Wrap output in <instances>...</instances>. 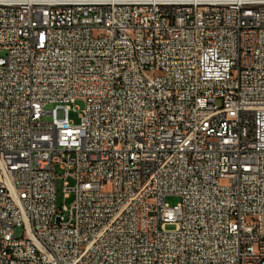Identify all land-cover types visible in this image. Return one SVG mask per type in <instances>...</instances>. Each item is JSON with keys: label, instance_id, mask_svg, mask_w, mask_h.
I'll use <instances>...</instances> for the list:
<instances>
[{"label": "built area", "instance_id": "2783aa9c", "mask_svg": "<svg viewBox=\"0 0 264 264\" xmlns=\"http://www.w3.org/2000/svg\"><path fill=\"white\" fill-rule=\"evenodd\" d=\"M0 53V264H264V0H0Z\"/></svg>", "mask_w": 264, "mask_h": 264}, {"label": "rangeland", "instance_id": "374dc122", "mask_svg": "<svg viewBox=\"0 0 264 264\" xmlns=\"http://www.w3.org/2000/svg\"><path fill=\"white\" fill-rule=\"evenodd\" d=\"M1 55V53H0ZM74 108V109H73ZM52 106H48L47 110H51ZM84 109V103L82 101H78L76 102L75 106L72 107V110L69 113V119L74 122L75 124H79V115L81 113V111ZM51 119V117H44L43 121L44 122H49ZM59 175H62L61 173H59ZM70 185L73 186V181L71 179H68ZM64 180L61 177H58L57 181H56V202H57V206L58 208H61L62 206H70V204L73 201L72 199H65L64 197V186H63ZM179 203V198L175 197V196H169L166 198V204L170 207H175L177 204ZM18 235H20V231H16Z\"/></svg>", "mask_w": 264, "mask_h": 264}]
</instances>
